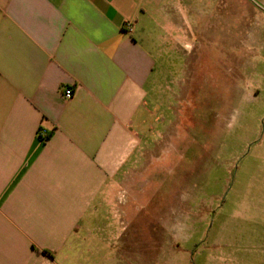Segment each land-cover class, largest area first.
I'll return each mask as SVG.
<instances>
[{
	"label": "crops",
	"instance_id": "crops-1",
	"mask_svg": "<svg viewBox=\"0 0 264 264\" xmlns=\"http://www.w3.org/2000/svg\"><path fill=\"white\" fill-rule=\"evenodd\" d=\"M226 2L240 6L0 0V264L139 263L138 230L116 214L149 139L138 126L170 100L160 88L186 30Z\"/></svg>",
	"mask_w": 264,
	"mask_h": 264
},
{
	"label": "rangeland",
	"instance_id": "rangeland-1",
	"mask_svg": "<svg viewBox=\"0 0 264 264\" xmlns=\"http://www.w3.org/2000/svg\"><path fill=\"white\" fill-rule=\"evenodd\" d=\"M238 1L186 30L160 88L170 100L138 126L149 139L116 211L138 230V264L264 263V2Z\"/></svg>",
	"mask_w": 264,
	"mask_h": 264
},
{
	"label": "built area",
	"instance_id": "built-area-1",
	"mask_svg": "<svg viewBox=\"0 0 264 264\" xmlns=\"http://www.w3.org/2000/svg\"><path fill=\"white\" fill-rule=\"evenodd\" d=\"M73 94L72 88L70 87H65L63 90V95L65 98H70Z\"/></svg>",
	"mask_w": 264,
	"mask_h": 264
},
{
	"label": "trees",
	"instance_id": "trees-1",
	"mask_svg": "<svg viewBox=\"0 0 264 264\" xmlns=\"http://www.w3.org/2000/svg\"><path fill=\"white\" fill-rule=\"evenodd\" d=\"M40 137H42V135H40Z\"/></svg>",
	"mask_w": 264,
	"mask_h": 264
}]
</instances>
